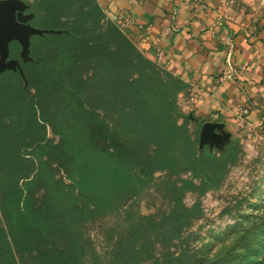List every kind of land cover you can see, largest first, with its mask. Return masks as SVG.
Returning a JSON list of instances; mask_svg holds the SVG:
<instances>
[{
  "label": "trees",
  "instance_id": "1",
  "mask_svg": "<svg viewBox=\"0 0 264 264\" xmlns=\"http://www.w3.org/2000/svg\"><path fill=\"white\" fill-rule=\"evenodd\" d=\"M73 4L106 16L96 0H38L26 23L45 32L29 36V59L22 58L18 40L7 44L5 60L17 61L20 68L0 71V168L13 180L2 206L7 224L0 241V264L12 262L15 254L31 252L34 237L49 231L28 205L33 184L29 173L42 163L62 166L77 154L78 166L94 167L99 178L93 185L96 212L108 206L109 196L112 201L118 197L110 193L114 185L126 187L130 196L152 189L168 202L166 213L139 214L133 226L144 234L164 237L170 232L178 236L202 214L198 200L191 206L183 201L186 191L201 189L181 175L188 172L205 189H213L237 159L238 146L231 140L220 153L207 144L198 151L200 126L192 129L194 123L178 104L185 84L136 50L107 16L115 28L103 36L83 16H65ZM99 93L102 100L110 98L104 113L90 102ZM67 110L74 115L77 134H84L75 151L65 146L66 135L59 128V117ZM49 130L59 135L58 141L48 137ZM85 152L89 157L83 159ZM72 163L68 178L78 188L73 210L82 216L86 203L82 200L79 205V198L89 191L88 177ZM157 171L162 174L156 178ZM100 172L112 179L110 185L102 183ZM210 178L213 182L206 186ZM37 257L40 264H73L74 255L63 249Z\"/></svg>",
  "mask_w": 264,
  "mask_h": 264
},
{
  "label": "rangeland",
  "instance_id": "2",
  "mask_svg": "<svg viewBox=\"0 0 264 264\" xmlns=\"http://www.w3.org/2000/svg\"><path fill=\"white\" fill-rule=\"evenodd\" d=\"M4 1L6 0H0ZM18 1L19 8L16 12L22 22L26 23L28 16L32 14L30 10L33 4L38 0ZM238 1L240 6L236 13L244 19L241 25L247 26L243 27L244 36L257 37L259 32L261 35V30L264 29V0ZM100 7L102 8L101 5ZM81 10L77 4H73L65 16L70 19L83 16L88 24L91 22L93 31L102 36L115 28L105 15L94 8ZM223 30L225 47L235 48L237 33L229 23ZM15 34L22 37L18 29ZM128 39L133 44L129 37ZM154 62L158 67L167 70L158 60ZM10 65L16 66L12 63ZM231 65L233 74L228 78L244 75L243 69L232 63ZM2 66L5 64L2 63ZM88 74L89 71H85L84 75ZM101 83L108 87V83ZM184 90L186 84L181 92ZM29 92L33 94L32 90ZM100 94L92 97L90 102L98 112L104 113L111 102L110 98L102 100L103 96ZM249 98L250 104L237 111L238 122L233 127L235 137L231 141L236 142L238 146L236 162L227 166L217 187L205 189L199 178L188 172L181 175L183 179L191 180L201 189L186 191L183 201L187 206H191L198 200L202 214L182 228L178 236H172L171 232L169 236L164 237L147 235L133 226L135 216L139 214L156 213L157 216H162L166 213L168 202L152 189L130 196L126 187L117 188L118 186L114 185L110 193L118 197L112 201L109 196L108 206L103 211L96 212L93 206V185L99 178L94 167L78 166L75 154L69 163L62 166L42 163L35 171L29 173L28 180L32 179L33 184L28 195V205L35 213L36 220L44 224L49 231L45 236L37 234L34 237L31 252L21 256L15 254L12 262L4 264H40L38 254H53V251L63 249H69L74 255L73 264H264V102H251L252 97ZM112 113L110 110V117ZM59 118V128L66 135L65 146L77 150L79 144L83 143L84 134H77L74 115L67 110L63 111ZM197 125L200 126L194 123L192 129ZM48 137L55 141L59 139V135L50 130ZM227 142L229 141L220 147L207 145L211 150L220 153ZM204 145L198 140V151ZM88 154L89 152L83 153V159L88 158ZM70 163H76L75 166L84 170L85 176L88 177L89 191L79 198V205L82 200L86 203L82 216L73 210L78 200V188L75 181L72 182L68 178ZM100 174L102 183H112L111 178L102 172ZM161 174L157 171L154 177L157 178ZM7 177L4 167L0 168V241L7 224L2 210L5 203L4 194L13 185V180ZM212 179L205 185L212 184ZM52 256L50 255V259Z\"/></svg>",
  "mask_w": 264,
  "mask_h": 264
},
{
  "label": "crops",
  "instance_id": "3",
  "mask_svg": "<svg viewBox=\"0 0 264 264\" xmlns=\"http://www.w3.org/2000/svg\"><path fill=\"white\" fill-rule=\"evenodd\" d=\"M202 1L98 0L141 53L186 84L178 95L181 110L200 124L201 142L220 147L235 137L237 111L249 97L264 102V29L244 36L238 0ZM227 23L237 33L235 48L225 47ZM228 62L244 75L223 77Z\"/></svg>",
  "mask_w": 264,
  "mask_h": 264
},
{
  "label": "water",
  "instance_id": "4",
  "mask_svg": "<svg viewBox=\"0 0 264 264\" xmlns=\"http://www.w3.org/2000/svg\"><path fill=\"white\" fill-rule=\"evenodd\" d=\"M18 8H19L18 0H6L4 2H0V71L6 68H10V69L20 68L17 61L5 60L8 54L7 44L10 40L12 39L18 40L22 46V51H21L22 58L29 59L28 57L29 36L34 33L41 34L45 32V30L32 28L29 24L22 22L19 14L16 12ZM31 17L32 14L29 15L27 19ZM16 29L20 30V32L22 33L21 38L15 34ZM51 32L53 31L51 30ZM55 32L59 33L60 31L57 30ZM2 63H4L5 66H2ZM11 63L16 66H11L10 65ZM24 85H27L25 79H24ZM199 142L201 144H209V143L201 142V129L199 132Z\"/></svg>",
  "mask_w": 264,
  "mask_h": 264
},
{
  "label": "built area",
  "instance_id": "5",
  "mask_svg": "<svg viewBox=\"0 0 264 264\" xmlns=\"http://www.w3.org/2000/svg\"><path fill=\"white\" fill-rule=\"evenodd\" d=\"M192 1H193V3H194L196 6H201L202 3H203L202 0H192ZM234 72H235V71H234ZM232 74H233V67H232L231 63L228 62L227 68L223 71L222 76H223V77H229V76H231ZM239 123H241V122L239 121Z\"/></svg>",
  "mask_w": 264,
  "mask_h": 264
}]
</instances>
